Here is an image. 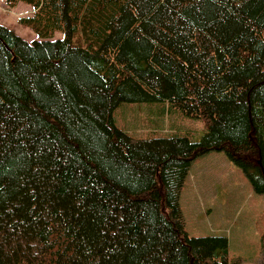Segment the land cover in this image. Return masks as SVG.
Here are the masks:
<instances>
[{"label": "trees", "instance_id": "obj_1", "mask_svg": "<svg viewBox=\"0 0 264 264\" xmlns=\"http://www.w3.org/2000/svg\"><path fill=\"white\" fill-rule=\"evenodd\" d=\"M5 3L37 39L0 23V264H228L179 199L210 151L264 195V0ZM161 102L201 138L116 125L122 103Z\"/></svg>", "mask_w": 264, "mask_h": 264}, {"label": "rangeland", "instance_id": "obj_2", "mask_svg": "<svg viewBox=\"0 0 264 264\" xmlns=\"http://www.w3.org/2000/svg\"><path fill=\"white\" fill-rule=\"evenodd\" d=\"M31 14L28 5L0 0V23L28 42L37 36L19 19ZM114 116L116 125L134 139L186 136L198 141L205 130L204 120L186 117L164 102L122 103ZM179 202L189 236H226L228 264H264V195L253 191L222 151L194 160Z\"/></svg>", "mask_w": 264, "mask_h": 264}]
</instances>
